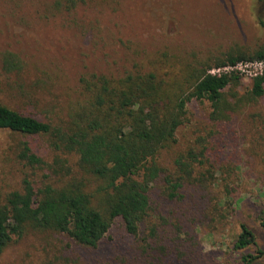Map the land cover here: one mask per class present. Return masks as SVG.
Segmentation results:
<instances>
[{
  "label": "rangeland",
  "instance_id": "1",
  "mask_svg": "<svg viewBox=\"0 0 264 264\" xmlns=\"http://www.w3.org/2000/svg\"><path fill=\"white\" fill-rule=\"evenodd\" d=\"M51 3L0 0V103L54 125L65 123L82 101L79 78L90 73L113 79L130 71L175 75L197 59L212 63L230 51L253 54L264 47V0H84L67 12ZM6 52L21 60V70L4 71ZM238 77L241 84L234 91L240 96L252 78ZM210 112L208 101L191 100L175 142L160 151L156 162L173 174L178 155L207 147L210 164H221L196 165L195 172L216 169L202 186L215 199L227 187L236 199L233 214L231 200L224 199L215 206L217 215L225 217L208 218L197 227L182 220L179 231L170 234L175 229L169 224L177 222L179 210L171 219L170 208L176 204L160 193L163 181L157 180L151 184L152 213L134 239L119 219L95 248L64 233L27 229L13 237L0 264H129L130 253L143 247L148 264H237L232 241L239 221L258 230L257 246L264 252V231L256 221L264 208V95L243 102L229 122L211 121ZM24 142L52 169L54 159L61 160L51 183L81 179L93 187L79 169L77 155L53 151L48 136L0 129V204L21 189L25 175L36 185L48 182L43 177L48 169L30 168L17 158ZM189 194L200 195L199 190ZM152 226L155 234L150 235ZM254 264H264V255Z\"/></svg>",
  "mask_w": 264,
  "mask_h": 264
},
{
  "label": "trees",
  "instance_id": "2",
  "mask_svg": "<svg viewBox=\"0 0 264 264\" xmlns=\"http://www.w3.org/2000/svg\"><path fill=\"white\" fill-rule=\"evenodd\" d=\"M83 1L52 0L51 5L57 11L67 12ZM253 59L264 60V47L253 54L230 51L209 60L212 63L197 59L175 75L130 71L113 79L90 73L79 78L82 101L62 125L42 121L0 103V129L48 136L53 151L77 155L79 169L94 184L89 189L90 182L81 179L51 183L49 179L57 173L56 165L61 160L54 159L52 169L28 143H22L17 158L30 168L48 169L43 174L48 182L43 179L36 185L25 175L21 189L7 194L0 204V256L13 237H20L27 229L64 233L81 246L95 248L119 219L125 232L134 239L140 225L152 213L151 184L157 180L163 181L160 193L176 204L170 208V218L179 210V217L174 218L177 222L169 224L175 229L170 234L179 231L182 220L189 227H197L206 225L208 218L209 222L223 218L224 215H217L215 204L224 199L231 200L233 214L236 199L227 187L223 191L220 188L215 199L202 186V182L213 179L216 169L195 172L196 165H211L207 147L178 155L173 174L166 173L156 160L162 149L175 142L176 131L191 100L208 101L210 120L225 123L243 102L264 95V71L252 78L250 87L240 96L234 91L241 84L238 75L208 73L211 66ZM1 61L7 73L21 70V60L11 52L4 53ZM212 162L214 166L221 164ZM191 190H199L200 195L191 196ZM256 221L264 231V208L258 211ZM149 229L150 235L155 234V226ZM258 237L256 228L239 221L232 241V249L238 253L237 264H254L264 255L257 246ZM250 247L255 251H248ZM147 250L143 247L140 253H130L129 264H148Z\"/></svg>",
  "mask_w": 264,
  "mask_h": 264
},
{
  "label": "built area",
  "instance_id": "3",
  "mask_svg": "<svg viewBox=\"0 0 264 264\" xmlns=\"http://www.w3.org/2000/svg\"><path fill=\"white\" fill-rule=\"evenodd\" d=\"M264 71V60L253 59L238 61L233 64H225L222 66L212 67L208 73L215 76L221 74H236L238 76H247L253 78Z\"/></svg>",
  "mask_w": 264,
  "mask_h": 264
}]
</instances>
